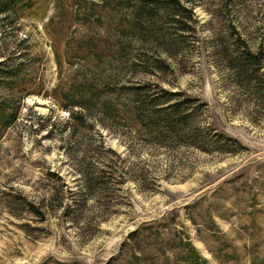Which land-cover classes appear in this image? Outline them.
I'll return each instance as SVG.
<instances>
[{
	"label": "rangeland",
	"instance_id": "rangeland-1",
	"mask_svg": "<svg viewBox=\"0 0 264 264\" xmlns=\"http://www.w3.org/2000/svg\"><path fill=\"white\" fill-rule=\"evenodd\" d=\"M2 61L19 111L0 134V264H264V0H49L0 15ZM135 86L199 99L197 129L240 146L140 126Z\"/></svg>",
	"mask_w": 264,
	"mask_h": 264
},
{
	"label": "trees",
	"instance_id": "trees-1",
	"mask_svg": "<svg viewBox=\"0 0 264 264\" xmlns=\"http://www.w3.org/2000/svg\"><path fill=\"white\" fill-rule=\"evenodd\" d=\"M49 0H0V15L12 16L14 20L28 18L32 14H38L45 10ZM59 6V3H57ZM53 19L48 23L47 34L52 40V50L55 57L56 66L61 69L63 65V56L61 52V43L57 38V33L52 31ZM241 54V53H240ZM242 58L250 62L256 59L248 50H244L241 54ZM6 61V60H5ZM0 62V86L5 83L4 79L12 80L11 84L17 81L18 77L13 69L7 68L6 62ZM252 62V61H251ZM238 69L244 74L243 66L238 65ZM22 80V79H21ZM22 83V82H21ZM18 83V86H21ZM9 88V87H7ZM11 89V88H10ZM13 90V89H11ZM19 90V89H18ZM125 90L129 91L133 96L130 101V113L137 119L140 126H148L153 128L156 133L166 132L170 138L185 139L189 144L198 146L202 149L203 145L219 144L220 153H232L229 148L234 146L237 150L239 143L236 139L217 134V139L210 140L202 134L200 129H197L196 117L200 113L204 104L200 103L199 99L189 98L182 93L162 92L161 95L150 94L146 87H128ZM91 94L93 90L89 91ZM40 91H31L28 95L40 96ZM13 99L9 97H0V134L11 126L15 120L19 108L14 106ZM93 101V97L89 98ZM71 107H83L80 103H71ZM68 109L69 107H64ZM73 115V114H72ZM200 146V147H199ZM90 181V180H89ZM88 181V182H89ZM115 182V181H114ZM107 183H111L110 181Z\"/></svg>",
	"mask_w": 264,
	"mask_h": 264
}]
</instances>
